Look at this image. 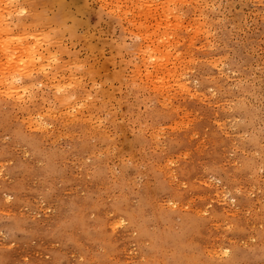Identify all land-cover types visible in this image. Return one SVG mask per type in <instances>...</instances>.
I'll return each instance as SVG.
<instances>
[{"label": "rangeland", "instance_id": "obj_1", "mask_svg": "<svg viewBox=\"0 0 264 264\" xmlns=\"http://www.w3.org/2000/svg\"><path fill=\"white\" fill-rule=\"evenodd\" d=\"M0 11V264H264V0Z\"/></svg>", "mask_w": 264, "mask_h": 264}, {"label": "bare ground", "instance_id": "obj_2", "mask_svg": "<svg viewBox=\"0 0 264 264\" xmlns=\"http://www.w3.org/2000/svg\"><path fill=\"white\" fill-rule=\"evenodd\" d=\"M32 1H33V0H32ZM12 4H13V2H12ZM9 6H10V5H9ZM15 7H16V6H15ZM0 12H1V11H0ZM2 12H3V10H2ZM0 16H3V14L0 15ZM44 16H45V15H44ZM0 18H1V21H2V18H3V17H0ZM38 18H39V16H38ZM6 19H7V18H6ZM5 21H6V20H5ZM33 22H34V21H33ZM4 23H6V22H4ZM22 23H23V22H22ZM30 24H31V23H30ZM24 25H25V24H24ZM0 26H1V25H0ZM19 27H20V26H19ZM22 27H23V26H22ZM30 27H31V26H30ZM43 27H44V26H43ZM66 29H67V28H66ZM10 32H11V31H10ZM49 36H51V34H50ZM24 39H25V38H24ZM30 39H32V38H30ZM19 40H20V39H19ZM33 40H34V38H33ZM33 40H32V41H33ZM50 40H51V38H50ZM0 41H1V40H0ZM12 41H13V40H12ZM12 41H11V42H12ZM34 41H35V40H34ZM34 41H33V42H34ZM9 42H10V41H9ZM11 42H10V43H11ZM20 42H21V41H20ZM45 42H46V41H45ZM51 42H52V41H51ZM3 43H5L4 40H3ZM56 43H57V42H56ZM7 44H8V41H7ZM7 44H6V46H8ZM18 44H20V43H18ZM30 44H31V43H30ZM18 46H19V45H18ZM20 46H21V45H20ZM24 46H25V44H24ZM25 47H26V46H25ZM8 48H9V47H8ZM16 48H17V47H16ZM19 48H20V47H19ZM48 48H49V47H48ZM6 49H7V47L5 48V50H6ZM34 49H35V47H33V46H32V47H29V48H28V46H27V48H26L25 50H27L28 57L32 56V57L34 58V56L36 55V54H35L36 52H34V51H37V49H36V50H34ZM42 49H43V48H42ZM25 50H24V51H25ZM47 51H48V50H47ZM47 51H46V52H47ZM38 52H39V51H37V53H38ZM31 53H33V54L30 55ZM40 53H41V52H40ZM48 53H50V52H48ZM37 55H40V54H37ZM37 55H36V56H37ZM47 55H48V54H47ZM50 55H51V54H50ZM53 55H54V54H53ZM178 55H179V54H178ZM8 57H9V58H8ZM8 57H7V58H8V62H9L10 64L13 65L12 60H14V58L12 57V55H10V56H8ZM0 58H1V57H0ZM33 58H31V59H33ZM152 58H153V57H152ZM177 58H178V57H177ZM34 59H35V58H34ZM37 59H38V58H37ZM0 60H1V59H0ZM38 60H39V59H38ZM144 60H146V59H144ZM20 61H21V59H20ZM146 61H147V60H146ZM0 62H1V61H0ZM33 63H34V62H33ZM89 64H90V63H89ZM20 66H21V65H20ZM43 67H45V66H43ZM43 67H42V68H43ZM40 68H41V67H40ZM77 68H78V67H77ZM77 71H78V70H77ZM10 72H11V71H10ZM29 74H30V73H29ZM149 74H151V73H149ZM149 74H148V75H149ZM70 75H71V74H70ZM148 77H149V76H148ZM80 78H81V77H80ZM145 85H146V84H145ZM180 85H182V84H180ZM4 87H5V86H4ZM55 87H56V86H55ZM58 87H59V86H58ZM162 92H163V91H162ZM7 93H9V94H14V91L11 89V90H9ZM167 97H168V96H167ZM63 101H65V100H63ZM63 101H62V102H63ZM61 104H62V103H61ZM71 106H72V105H71ZM27 107H28V106H27ZM87 107H88V106H87ZM23 108H24V107H23ZM174 109H175V108H174ZM146 110H147V109H146ZM79 112H80V111H79ZM74 114H75V113H74ZM88 115H89V114H88ZM91 115H92V114H91ZM80 116H81V115H80ZM74 118H75V117H74ZM89 120H90V119H89ZM71 122H72V121H71ZM90 122H91V121H90ZM141 125H142V124H141ZM45 130H46V129H45ZM133 130H134V129H133ZM29 134H30V133H29ZM60 134H61V133H60ZM70 134H71V133H70ZM87 140H88V139H87ZM136 161H137V160H136ZM157 166H158V165H157ZM158 168H159V167H158Z\"/></svg>", "mask_w": 264, "mask_h": 264}]
</instances>
